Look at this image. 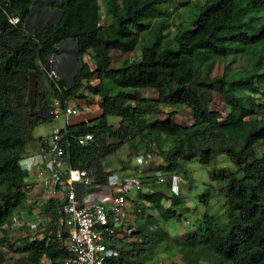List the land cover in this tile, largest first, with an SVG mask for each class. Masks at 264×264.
Segmentation results:
<instances>
[{
	"label": "trees",
	"instance_id": "16d2710c",
	"mask_svg": "<svg viewBox=\"0 0 264 264\" xmlns=\"http://www.w3.org/2000/svg\"><path fill=\"white\" fill-rule=\"evenodd\" d=\"M34 2L0 1V249L19 254L20 264H61L68 256L62 241L53 237L46 242L60 216L58 202L39 205L46 220L42 238L28 235L17 245L7 232L19 227L13 218H21V209L31 212L38 206L27 203L29 172L22 165L27 146L36 141L33 130L53 122V99L65 104L84 98L101 113L69 128V151L72 166L89 173L93 188L112 185L115 171L107 170L104 160L126 144L134 152L157 150L166 162L159 170L169 175L181 171L184 162L207 166L221 154L236 166L235 172L220 169L211 175L222 181L218 193L225 199V214H205L191 224L179 251L181 263L171 264H264V101H256L264 98V0H206L171 37L166 33L170 12L163 5L172 0H68L59 6L56 23L47 21L31 34L26 23ZM104 5L111 21L99 27ZM13 16L19 19L16 25L9 22ZM68 40L76 43L79 67L72 84L61 80L58 91L46 75L50 62L43 56L57 54ZM141 40L147 41L138 61L124 56L120 67L113 66V52L133 53ZM221 58L223 73L212 76ZM237 58H245L248 67L233 69ZM105 80L119 90L109 94ZM215 95L225 116L213 108ZM179 108L190 112L187 126L178 122ZM149 116L163 118L149 122ZM87 133L93 141L80 147L75 138ZM167 141L172 145L165 149ZM208 198L209 193L200 196L203 203ZM128 200L133 201L136 229L128 226L130 233L113 241L117 262L149 264L146 248L167 243L160 224L181 221L183 199L140 190Z\"/></svg>",
	"mask_w": 264,
	"mask_h": 264
},
{
	"label": "rangeland",
	"instance_id": "374dc122",
	"mask_svg": "<svg viewBox=\"0 0 264 264\" xmlns=\"http://www.w3.org/2000/svg\"><path fill=\"white\" fill-rule=\"evenodd\" d=\"M101 1L103 0H99V2ZM205 1L206 0H172V2L169 4L163 5L168 7L170 12L169 21L171 23V27L166 32L167 35L171 37L175 33L176 26L179 23H187L193 16L195 6L201 5ZM163 6H161V8H164ZM146 34L147 32L145 31L142 34V38H145ZM146 41L147 40H141L134 52L128 55H120L117 52H113V66L120 67V59L124 56L127 57V59L131 62L138 61L140 58V48ZM224 66L225 63L223 59H219L214 66L212 76L221 75L223 73ZM77 67H79V65L78 62L75 61L71 71L69 72V69L67 72H75ZM232 67L233 69L238 70L242 67H248V65L245 58H237V60L233 62ZM104 83L106 91L109 94H114L119 90V88L114 86L113 83L108 80H105ZM144 94L149 96L151 95V92L144 91ZM256 101L263 103L264 98H258ZM72 103L82 107V110L79 109V115L72 119V121L92 120L101 113L97 104H87V101L84 98H77ZM213 108L220 111L225 116V106L217 95H215V104ZM162 118L163 116H149L146 118V120L153 122ZM117 120L118 119L116 118L109 117V121L115 125L117 124ZM190 121V112L186 108H179L178 122L184 126H187ZM62 123V119L50 123H40L33 130V137L37 139L39 135L44 136L48 134L54 127H61ZM33 145L34 147L32 148ZM170 145H172V141L164 142L162 146L167 149L168 146L170 147ZM35 148L36 142L33 141L28 145L27 152L30 154L31 152H34ZM165 163V160L157 153V150L154 151L153 149L152 151H148L146 147H144L134 152L129 147V144H126L115 154L104 160L105 168L107 170L115 171L112 177V182H118L119 180L129 179L132 177H137L140 179V177L155 175L156 178H164L165 182H154L153 186L144 184L142 190L146 192L154 189V191L167 193L168 196L170 193L175 195L178 194L183 199V203L179 206L178 210V212L182 215L181 221L177 222L172 220L168 223L162 222L160 224L161 230L169 236L166 243L168 246H166L165 243H162L157 247L148 246L146 248L148 250L149 258L151 259L149 264H171L173 262L181 263L179 251L184 245L183 236L192 232V230L189 229L190 225L202 218L205 214L218 216L223 215L226 212L225 199L218 193V188L222 184V181H215L211 178L213 171L220 169H226L230 172L236 171V166L226 155L223 154L217 155L216 159L207 166L202 165L198 160L184 162L182 164V170L173 175L165 174L163 171L159 170V167L165 165ZM151 180L153 181V179ZM135 193L136 192L129 193L130 199H135L137 197L138 193ZM206 193H209V198L207 203H203L200 200V196ZM90 197L91 198L88 200V202L107 203L110 199V192L108 191L107 187H104L101 191L91 193ZM85 200L87 201L86 198ZM132 204L133 201L130 200V207L126 217V225L127 227L130 226L136 229V214ZM169 204L170 202L168 200L164 201L165 206H168ZM31 213L36 214L35 217L41 219L38 224L42 223L43 227L36 229L35 231L25 227L18 230L19 227L17 226L13 227L12 229H8L7 234L9 239L15 242L17 245L21 242L23 237L28 235L31 238L41 237L43 235L42 232L45 228L44 226L46 224V220L44 216L40 214L41 211L39 209V205L36 206ZM148 213H152V211L148 209ZM1 237H3L2 232H0V238ZM0 250L4 252L3 264H20L19 254L11 250L8 251V248L6 247ZM42 264H47L46 260H43Z\"/></svg>",
	"mask_w": 264,
	"mask_h": 264
},
{
	"label": "built area",
	"instance_id": "2783aa9c",
	"mask_svg": "<svg viewBox=\"0 0 264 264\" xmlns=\"http://www.w3.org/2000/svg\"><path fill=\"white\" fill-rule=\"evenodd\" d=\"M101 13L99 27L111 21L106 5L102 6ZM9 22L16 25L19 19L13 16L9 18ZM49 62L50 68L46 75L60 91V82L63 77L56 67L54 55L50 56ZM83 83L86 84V82ZM72 102L62 104L59 99H53L50 102L49 114L53 121L62 119V126L54 127L47 137L42 138L39 153L26 156L22 165L28 170L29 175L35 170L36 178L39 180L38 185L41 192L33 201L38 205L51 200L59 203L60 216L55 223V229L47 232L46 242L50 244L53 237L63 242L68 256L63 258L61 264H118V251L113 246V241L122 239L130 233L126 225L130 207L129 193H138L144 184L153 186L154 182L164 183L165 179L156 178V176L150 182H142L137 177L122 179L107 187L110 192V199L107 203L88 202L91 198L92 192L89 189L93 188L91 187L93 180L86 170L72 166L68 130L73 125L80 122L89 123L90 120L72 121L80 112L78 106ZM75 141L80 147H85L93 141V135L87 133L76 137ZM28 183L29 180L26 182V194ZM101 189L98 188L99 191ZM150 191L153 192L154 189ZM171 195L170 193L169 196ZM23 215V213L19 214L21 217L19 219L17 216L14 217L13 222L19 227L23 225L36 230L41 219L26 223Z\"/></svg>",
	"mask_w": 264,
	"mask_h": 264
},
{
	"label": "crops",
	"instance_id": "0c3cea01",
	"mask_svg": "<svg viewBox=\"0 0 264 264\" xmlns=\"http://www.w3.org/2000/svg\"><path fill=\"white\" fill-rule=\"evenodd\" d=\"M0 1H6V0H0ZM68 0H37L35 5L33 6L32 12H31V18L28 20L26 23V30L28 33H34L36 28H38L40 25L43 23L49 21L51 23H56L61 15V11L59 9V6L65 5ZM55 56V62H56V67H58L63 80L67 83V85L72 84V80L74 77L75 72L72 71V73H69L72 69V66H74L75 61L78 62L77 60V46L75 41L73 40H68L64 41L59 45V52L54 55ZM44 60L49 62L50 56H43ZM124 58V57H122ZM121 58V59H122ZM120 59V61H121ZM79 65V64H78ZM65 67V69H64ZM78 68V67H77ZM70 69V70H69ZM69 70V72H67ZM77 70V69H76ZM51 132V131H50ZM50 132L44 136L39 135L38 138L36 139V148L34 152H31L30 154L27 152L26 149V156L30 155H37L40 151V140L44 137H47ZM34 136V134H33ZM28 147V146H27ZM34 145L32 146V148ZM35 168H33L34 170ZM29 185H28V191H27V203L33 204L38 197V195L41 192L39 184V180L36 178L35 170L33 173L29 175ZM103 189V188H102ZM101 189V190H102ZM100 190V189H99ZM98 188H91L89 191L97 192L99 191ZM80 195H82L80 193ZM38 201V200H37ZM38 205V204H37ZM32 212V211H31ZM31 212H28L26 209H21L19 211V214L23 213V217L25 218L26 223H32L35 222L36 214H32ZM31 213V215H30Z\"/></svg>",
	"mask_w": 264,
	"mask_h": 264
},
{
	"label": "water",
	"instance_id": "95a60500",
	"mask_svg": "<svg viewBox=\"0 0 264 264\" xmlns=\"http://www.w3.org/2000/svg\"><path fill=\"white\" fill-rule=\"evenodd\" d=\"M36 2H37V0H35V2L33 3L32 7H31L30 14L27 18V21L31 18V12H32L33 6L35 5ZM39 27H41V25Z\"/></svg>",
	"mask_w": 264,
	"mask_h": 264
}]
</instances>
